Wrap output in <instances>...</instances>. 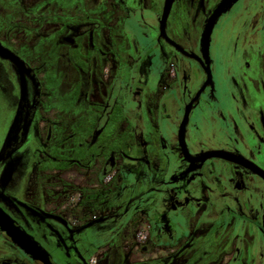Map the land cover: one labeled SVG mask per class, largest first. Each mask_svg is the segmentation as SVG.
I'll return each instance as SVG.
<instances>
[{"label": "flooded vegetation", "instance_id": "obj_1", "mask_svg": "<svg viewBox=\"0 0 264 264\" xmlns=\"http://www.w3.org/2000/svg\"><path fill=\"white\" fill-rule=\"evenodd\" d=\"M167 1L0 0V211L51 264H264V0Z\"/></svg>", "mask_w": 264, "mask_h": 264}, {"label": "rangeland", "instance_id": "obj_2", "mask_svg": "<svg viewBox=\"0 0 264 264\" xmlns=\"http://www.w3.org/2000/svg\"><path fill=\"white\" fill-rule=\"evenodd\" d=\"M19 94L20 81L16 72L12 68L10 69L0 64V139L13 116ZM18 179L20 178L18 177ZM121 264L148 263L142 262L141 258L134 256V259L128 258L125 261H121Z\"/></svg>", "mask_w": 264, "mask_h": 264}, {"label": "water", "instance_id": "obj_3", "mask_svg": "<svg viewBox=\"0 0 264 264\" xmlns=\"http://www.w3.org/2000/svg\"><path fill=\"white\" fill-rule=\"evenodd\" d=\"M173 0H168L166 2L162 22L161 30L163 31V25L165 23L166 17L169 13L171 4ZM219 12L215 15L213 20L208 23V27L202 36V47L206 51L209 43L210 29L213 22ZM0 230L4 232L11 241L21 248L27 255H30L32 259L40 261L42 264H51L49 258L39 247H37L30 239L23 234L18 228H16L13 223L0 211Z\"/></svg>", "mask_w": 264, "mask_h": 264}]
</instances>
